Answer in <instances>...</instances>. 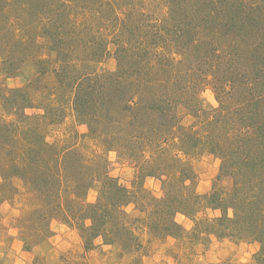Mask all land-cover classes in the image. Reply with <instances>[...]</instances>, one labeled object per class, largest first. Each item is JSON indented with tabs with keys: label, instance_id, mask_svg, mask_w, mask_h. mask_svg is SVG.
<instances>
[{
	"label": "rangeland",
	"instance_id": "rangeland-1",
	"mask_svg": "<svg viewBox=\"0 0 264 264\" xmlns=\"http://www.w3.org/2000/svg\"><path fill=\"white\" fill-rule=\"evenodd\" d=\"M262 39L264 0H0V264H264L206 197L264 193Z\"/></svg>",
	"mask_w": 264,
	"mask_h": 264
},
{
	"label": "trees",
	"instance_id": "trees-1",
	"mask_svg": "<svg viewBox=\"0 0 264 264\" xmlns=\"http://www.w3.org/2000/svg\"><path fill=\"white\" fill-rule=\"evenodd\" d=\"M254 21V20H253ZM258 24L260 25V21H257ZM234 23V24H233ZM237 24L235 19H231L226 25H223V27H228L230 32V36L233 38L236 34H233V27L234 25ZM262 25V23H261ZM263 26V25H262ZM204 29H208L207 27H205ZM215 31V30H213ZM247 32V31H246ZM258 35H260L261 37V30L258 33ZM183 40L181 41L180 39H178V47H182L185 45H192L193 41L191 42V40L195 39V35L191 32L183 35ZM238 37V35H236ZM245 36V35H244ZM248 37H245L243 40H247ZM242 40V39H241ZM243 41V42H244ZM263 42H261V46L263 47L262 53L264 54V39H262ZM256 45H254V43L250 42L249 44V48H253ZM221 49H223V45H219V51H218V57H221ZM217 52V48L215 49ZM252 50V49H250ZM255 51V50H253ZM260 57V56H259ZM259 66H264V63L262 62V64H260L258 62ZM259 75V73H258ZM264 75V74H262ZM264 83V78L262 80ZM254 86L251 85L250 83V89L251 91L253 90ZM264 94V93H262ZM264 96L259 95H252V96H248V98H246L247 102H250L251 104H256V106H258L260 104H264V102L262 101V98ZM261 108V107H260ZM258 110L261 111L258 107ZM259 111L256 110V107H251L249 109V114L252 116H259ZM251 116V117H252ZM261 115L258 118L257 122H258V126L260 124V128H261V132L260 133V137L258 141H263L264 144V123L261 122ZM264 117V116H263ZM256 122V123H257ZM263 128V129H262ZM257 142V141H255ZM241 150H237L236 152L232 153V154H240ZM243 152V151H242ZM250 155H246V157L239 158V160L244 164L249 166V168L251 169L252 172H256L257 175L255 177L256 182L260 183V181H264V147H262V150L260 152V154L255 157V158H250ZM261 168L263 169V173L259 174L258 171L261 170ZM253 186L256 188V185L253 184ZM239 190H235L234 193L232 195H230L229 197L224 196L221 193H217L216 191L206 195V197L208 199H210L211 204L213 207L216 206V208L221 209L223 211V215L221 216V218L219 219V221H232L234 220L233 218L229 217L228 215V211L231 208L234 209L235 211V216H236V222L239 226H242L244 230H248L249 232L252 233V235L255 234V236H259V241L263 242V248H262V253H263V258H264V230L263 228H260L262 225V221L264 222V193L261 194H255L254 197H252L250 200L248 199V197H243L239 195V191H241V186L238 187ZM118 191V188L116 189ZM115 190V191H116ZM259 191H264V188L260 189ZM117 203H109L106 204L105 206V214L103 215V217H105V219L107 220V222H114V220H117V216L121 215L119 213V207L121 206V200L120 202L116 201ZM126 202V200H125ZM230 204V205H229ZM251 205V206H250ZM262 206V207H260ZM102 209V208H101ZM101 209H97V210H101ZM91 219H94L93 217H91ZM260 219H262V221H260ZM178 225V224H177ZM252 229V230H251Z\"/></svg>",
	"mask_w": 264,
	"mask_h": 264
}]
</instances>
